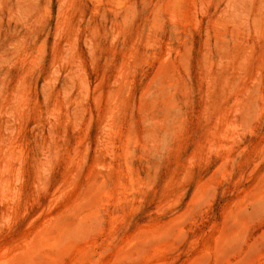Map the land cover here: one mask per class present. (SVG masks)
<instances>
[{"label": "rangeland", "instance_id": "1", "mask_svg": "<svg viewBox=\"0 0 264 264\" xmlns=\"http://www.w3.org/2000/svg\"><path fill=\"white\" fill-rule=\"evenodd\" d=\"M249 1L202 0L195 5L191 0H0V148L16 140V151H22L34 168L27 172L31 181L21 196L14 188L18 185L15 169L6 172L13 185L0 181V264H18L13 256L15 244L23 246L32 231L65 207L54 204L60 190L78 180L77 192L81 193L85 172L77 167L73 170V148L78 143V157L85 151L83 131L76 127L90 118L82 103V79L91 80L92 101L100 93L105 101L124 70L125 56L132 58L122 79L121 97L131 82L140 86L128 99L125 111L127 130H139L134 143L140 148L132 151L129 163L140 175L127 189L122 215L114 224L117 235L105 231L91 245L78 247V254H64L56 264H217V260L218 264H264V204L240 208L242 216H248L240 235L232 216L236 202L247 192L256 197L264 190V117L255 136L236 148L231 167L224 164L220 168L218 161L208 171L199 169L198 163L212 149L198 150L193 143L200 134L205 140L208 64H213V73L219 72V62L235 44L241 43L246 53L250 48L242 19ZM232 5L235 10L230 9ZM263 5L264 0H255L254 13L259 14ZM161 63L176 65L168 67L175 68L170 72L180 81L162 90L164 94L152 86L140 95ZM174 89L178 91L171 121L174 129L156 131L154 123L163 118V112L157 109L150 114L140 101L163 97ZM49 121L55 122L53 131L48 129ZM213 122L214 117L211 125ZM242 124L240 132L244 133L249 126ZM98 129L93 126L91 131L90 154ZM45 149L49 157L43 161ZM56 158L61 165L47 177ZM187 167L194 177L208 178L207 195L202 201L193 198L191 211L177 219L186 208L181 202L184 189L188 188L187 202L197 188V180L187 178ZM163 228L172 232L158 236ZM230 231L237 236L224 241L220 235ZM125 241L141 242V246L120 256L119 246ZM215 250L219 251L216 258Z\"/></svg>", "mask_w": 264, "mask_h": 264}, {"label": "bare ground", "instance_id": "2", "mask_svg": "<svg viewBox=\"0 0 264 264\" xmlns=\"http://www.w3.org/2000/svg\"><path fill=\"white\" fill-rule=\"evenodd\" d=\"M191 1L196 5L197 1L202 0ZM168 3L170 4V2ZM254 3L255 0L249 1V7L242 16L243 25L244 22L247 24L243 33L244 39L250 41V48L247 53L241 43L235 44L229 56H225V60L219 62L220 68L222 69L221 71L213 73L211 70L213 64L211 62L208 64L210 69L206 82L207 90L204 94V125L202 128V130H204L203 135H205V140L202 139L200 134L199 137L193 141L198 150L204 148L212 149L211 154L207 155L204 161L198 163L199 169L203 171H208L213 164L218 161H220V168H222L224 164L230 165L231 161H233L236 148L244 139L253 138L255 136L257 125L264 117V5L260 8L259 14H255ZM230 9L235 10V7L232 5ZM235 12L240 13L238 11ZM220 22L222 24V21ZM226 23L228 24V22ZM229 24H231V22ZM91 44L89 42L90 47H92ZM99 47H101V45H99ZM109 48L111 49L112 47ZM92 50L93 49H91V51ZM114 50L116 49H113V52ZM224 51L228 52L229 50L225 49ZM169 56L170 55H168V57ZM158 57L157 55V58ZM182 57L184 56L182 55ZM131 58L132 56L124 57L122 65L125 71L123 70L119 73V76L115 80V85H113L114 89L111 88V90L113 89L112 95L107 97L108 99L105 101L103 100L102 93L99 94L96 100L92 101L91 95L93 88L91 86V80L90 78L82 79L84 80L82 103L86 110L90 112V118L84 123V126L83 124H77L76 127L77 130L83 131L82 137L85 140V151L78 157V143L75 148H73V170L77 167L79 171L85 172L84 179L80 184L82 186V191L80 194L77 192L78 180L71 183L68 189L59 191L54 204L59 207L65 205V207L58 214L45 220L35 231H32L30 234L31 236L28 237L29 239L25 240L23 246L15 244L14 249L17 252L13 254V256L14 259L18 261V264H56L61 261V257L64 256V254H78V247L80 249V246L87 247L91 245L92 240L94 241L95 239V241H97L99 235L106 234L105 231H108L107 233L113 236L117 235V233H115L117 231L114 230V224L122 215L124 209L123 202L127 196V189L136 182L140 175L137 169L133 168L129 163L133 156L132 151L140 148V145L135 144L138 140L137 133L139 130H127L125 120L128 99L136 91L140 90V86L131 82L127 94L123 95L124 97L120 95L123 93L124 87L122 82L124 80L122 79L125 77L124 73L129 71ZM166 59L167 57L165 60ZM168 60L170 61V59ZM172 63H164L163 65L161 63V67L154 73L151 81L142 88L140 95H142L144 91L150 90L152 86V88L162 94H164L162 90H165V88L174 87L178 81H180V77L173 76L170 72L172 69L170 70L168 65ZM93 71L96 72L95 69ZM130 76L135 77L136 75L131 74ZM58 77H56V79ZM48 84V86H50V82ZM100 84H104V79L101 80ZM49 90H51L52 93V89L50 88ZM177 93L178 91L174 89L163 97L159 95L149 96L148 98L141 99V103L139 102L141 108L150 114L154 111L156 112L157 109L163 112V118L154 123L153 127L156 131H173L174 124L171 123V121L175 118L172 112L175 108V94ZM257 108L258 113L256 111ZM213 117L214 125H211ZM242 123L248 124L249 126L247 130H244V133L240 132V128L243 125ZM53 125H55V122L49 121V125H47L48 129L50 130ZM93 126L99 129L97 132L98 136L96 135L95 139L93 138L95 141V148L92 154H90L92 143L91 131ZM65 129H67V127ZM8 143L3 148H0V181L12 184L10 179L11 174L6 175V172H8L7 169H15L18 177H16V183L18 182V185L14 188L17 196H21L30 185L31 176L28 175L27 172L34 168L28 164V158H26L22 151H16V140L11 139V142ZM48 151L47 149L43 151V155L45 156L43 161H46L45 158L49 157ZM1 162L4 163L2 168ZM33 165L36 167L35 164ZM60 165L61 161L59 158L54 159L51 164V169L45 173L47 177L55 174V169H58ZM186 170L188 171L187 173L189 176L187 178L190 182H196L195 180H197V188L193 191L192 197L187 202L184 201V195L188 188L184 189L181 202L185 204L186 208L178 213V217L176 216L177 219L180 217L184 218L186 214L191 211L193 207V198L202 201L207 195L208 178L206 180H201L199 176L194 177L191 167H187ZM214 173L215 172H213L212 175H214ZM40 178L41 174H39V179ZM10 188H12L11 185ZM255 204L259 207L264 204V190L263 193L261 192L256 197L253 196L252 193L247 192L241 200L236 202L232 216L236 219L237 224L235 226L238 227L237 232L239 235L241 234L242 225L248 221L247 214L242 216L240 208H246ZM171 232L172 230L163 228L160 234L157 235L161 237L168 236ZM235 232L236 231H230L220 235V237L224 236V241H228L237 236ZM221 241H223V239ZM140 243L141 242L132 241L123 242V245L119 246V255L122 256L125 254L127 256L128 253L139 250L141 246ZM25 247L38 248L35 251L27 253L19 251V249H24ZM217 256H219V251L215 250L213 257L216 258Z\"/></svg>", "mask_w": 264, "mask_h": 264}]
</instances>
